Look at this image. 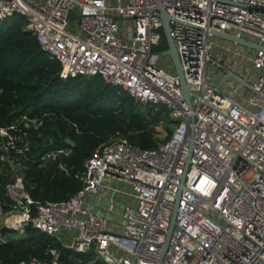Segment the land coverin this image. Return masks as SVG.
Wrapping results in <instances>:
<instances>
[{
	"label": "built area",
	"instance_id": "1",
	"mask_svg": "<svg viewBox=\"0 0 264 264\" xmlns=\"http://www.w3.org/2000/svg\"><path fill=\"white\" fill-rule=\"evenodd\" d=\"M160 9L170 18L189 103L170 57L158 51ZM15 14L58 61L60 79L98 76L151 116L168 108L174 128L165 139L155 135L152 149L111 136L74 173L79 190L39 203L9 153L29 149L27 131L42 128L48 113L0 127V244L3 229L21 236L31 225L106 264H264V0H0L1 21ZM212 31L260 48L246 55L217 43ZM230 80L238 86L221 90ZM69 153L54 147L41 160L59 161L70 175L61 160ZM49 253L50 260L18 264H60L59 252Z\"/></svg>",
	"mask_w": 264,
	"mask_h": 264
},
{
	"label": "trees",
	"instance_id": "2",
	"mask_svg": "<svg viewBox=\"0 0 264 264\" xmlns=\"http://www.w3.org/2000/svg\"><path fill=\"white\" fill-rule=\"evenodd\" d=\"M24 24L18 14L0 20V127L20 115L48 113L42 128L27 131L29 149L23 154L10 150L9 154L20 164L26 190L34 201H62L81 187L74 173H80L93 150L111 136H122L141 149L156 147L154 125L161 112L151 116L150 108L142 110L128 93L98 76L60 79L58 61L41 50L35 36L23 29ZM161 34L158 51L163 52L167 43ZM54 147L70 148L69 155L61 159L70 175L59 169V161L41 160ZM7 171L8 166L2 168ZM30 207L34 216L35 208ZM3 233L7 240L0 244V264H18L30 257L50 260L52 248L59 252L60 264H106L63 246L31 225L21 236L7 229Z\"/></svg>",
	"mask_w": 264,
	"mask_h": 264
},
{
	"label": "water",
	"instance_id": "3",
	"mask_svg": "<svg viewBox=\"0 0 264 264\" xmlns=\"http://www.w3.org/2000/svg\"><path fill=\"white\" fill-rule=\"evenodd\" d=\"M159 17L161 19V24H162L161 28H162L163 36H164L165 41L167 43V49L165 51H163V53L170 57V59L172 61V64H173L174 71H175V73H176V75L178 77V80H179V86H180V90H181V93H182V97H183L184 101L189 103V94H190V92L188 91V89L185 86V83H184V80H183V77H182V72H181V69H180V65H179V62H178L177 53H176V50H175V47H174V44H173V40H172L171 35H170V24H169L170 18H169V15L165 12L164 9H160ZM212 34L217 36V37H221V38H224V39H227V40H230V41H233V42H236L238 44H241V45H244V46H248V47H251V48H254V49H259L260 48L259 46H257L256 44H254L252 42H249V41L244 40L242 38H238V37L226 34V33L212 31ZM227 76H230V77H232V78L237 80V77H235L234 75H232L230 73H227L225 78ZM225 78H223V80ZM67 143L70 144L71 140L67 139ZM189 148H190L189 151H191V144L189 145ZM182 179H183V177H182ZM177 199H178V195L176 197V203L174 205V210L172 211V214H171L169 227L167 229L165 241L163 243L162 255H163L164 251L166 250V247H167V244H168V241H169V238H170V235H171L174 223H175V208L177 206Z\"/></svg>",
	"mask_w": 264,
	"mask_h": 264
},
{
	"label": "rangeland",
	"instance_id": "4",
	"mask_svg": "<svg viewBox=\"0 0 264 264\" xmlns=\"http://www.w3.org/2000/svg\"><path fill=\"white\" fill-rule=\"evenodd\" d=\"M118 26H119V29H121L123 26H124V22L121 21V20H118ZM244 37L248 38V39H253V38H250L249 36L247 35H243ZM215 40L217 43H220L224 46H229V47H232L234 50H241L243 51L246 55H250L252 54V52H254V48H251V47H248V46H244V45H241V44H235L233 41H230V40H227V39H224V38H221V37H215ZM161 62L163 63V65L165 63H167V58L166 56H162L161 58ZM242 63V62H241ZM170 72L172 71V68L168 67L167 68ZM251 73L252 75L255 74V71L251 69ZM209 82L211 84H214V85H217V80L216 79H211L209 80ZM237 82L236 81H232L230 80V83H228V85H224L221 87V90H223L224 88H228L227 92H230L229 89L233 88V87H237ZM140 108L142 110L146 109V106L144 105H140ZM158 111L161 112V115H160V118H159V121L156 122V124L154 125V133L156 136H158L159 138H163L164 139L167 137L170 136L171 132H172V129L174 128V123L173 121L170 119L169 117V109L166 108L165 106H159L158 107ZM160 140V139H159ZM68 237L67 239L71 238L72 236V232H68ZM89 255L90 258H93V259H96V254L94 251H91L90 253H87Z\"/></svg>",
	"mask_w": 264,
	"mask_h": 264
}]
</instances>
